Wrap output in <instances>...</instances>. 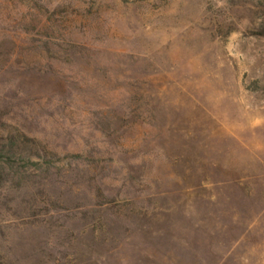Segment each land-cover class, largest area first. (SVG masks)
Returning <instances> with one entry per match:
<instances>
[{"label":"rangeland","instance_id":"rangeland-1","mask_svg":"<svg viewBox=\"0 0 264 264\" xmlns=\"http://www.w3.org/2000/svg\"><path fill=\"white\" fill-rule=\"evenodd\" d=\"M0 264H264V0H0Z\"/></svg>","mask_w":264,"mask_h":264},{"label":"trees","instance_id":"trees-1","mask_svg":"<svg viewBox=\"0 0 264 264\" xmlns=\"http://www.w3.org/2000/svg\"><path fill=\"white\" fill-rule=\"evenodd\" d=\"M24 147H20L19 145L16 146V151H19V153H24Z\"/></svg>","mask_w":264,"mask_h":264}]
</instances>
